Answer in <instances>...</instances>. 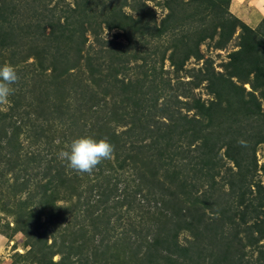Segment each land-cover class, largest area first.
<instances>
[{
  "label": "trees",
  "instance_id": "obj_1",
  "mask_svg": "<svg viewBox=\"0 0 264 264\" xmlns=\"http://www.w3.org/2000/svg\"><path fill=\"white\" fill-rule=\"evenodd\" d=\"M130 1L72 0L73 7H68L70 3L65 0H33V8L35 6L40 13L31 14L24 20L20 10L24 7V2L28 4L31 1L0 0V66H3L5 58L13 65L32 59L30 64L33 66L24 71L13 85L14 93L9 97L12 101L9 111H0V208L3 212L14 215L15 230L27 238V244L30 242L26 252H30L34 244L36 246L37 237L39 240H46L50 234L53 243L47 246L48 253H52L57 237H61L60 246L64 245L63 238H66L67 228L59 231L61 222L83 226L82 223L91 221V228L84 230V233L88 236L91 234L89 238L97 249L98 246L103 249L118 240L114 238L115 233H123V227L128 224L132 228L135 226V222H122L124 211L119 209L124 207L125 210V206L129 210L136 209L138 215L135 217L138 218L135 224L147 223L149 228L146 229V234L152 236L142 253L139 252L142 245L135 244V255L144 264H182L183 254L190 259L188 252H193L195 245L201 240L194 230L192 238L185 245H180L176 237L183 227L193 229L192 225L197 223L193 215L196 212L200 216L204 207H192L195 197L190 192H182L179 206L173 210L163 190L154 189L158 186L157 183L161 184L155 175L160 169L163 172L184 169L185 174L198 170L199 174L210 179L219 175L222 185H228L230 196L234 198L230 197L231 204L227 207L231 212L227 224H233V220L238 217L241 224L246 225L242 233L246 229L250 236L252 232L257 233L250 243L258 254L252 264H264V244H259L260 238L264 236V182L253 179L255 167H249L248 171L244 169L245 173L243 172L242 156H238L236 145L232 144L233 141L226 132L228 129L225 128L216 141L208 138L212 135L213 117L218 115V111H222L226 118H233L228 125H232L234 120L264 114V17L258 25L250 27L229 11L230 0H162L157 4L166 13L157 21L155 11L145 3L147 0H132L135 4ZM50 3L51 9L48 7ZM94 6H101L102 21L95 20ZM125 8H130L135 15L126 12ZM172 18H178L177 22L171 23ZM187 20L188 24L192 22L194 26L187 25L188 28H184ZM102 29H116L112 38H122L127 47H132L134 40L142 42L144 38L150 39L153 45L158 44L163 37L170 40V45L164 48L159 58L144 56L143 63L134 67L147 77L157 75L156 78L162 80L163 86L156 85L153 90H148V95L137 96L134 93L137 90V80L119 77L117 73L118 70H125V62H128L119 61L115 57L119 54L122 43L102 40ZM87 32L96 43L93 56L103 59L106 52L113 51L114 54L109 62L103 60L93 66L83 80L82 75L85 73L80 71L81 67L86 66L85 64L91 66L90 54L83 48ZM235 33L236 48L227 53L225 60L214 66L212 59H203L199 49L201 43L205 40L212 41V48L222 50ZM177 37L179 38L173 41ZM21 40L26 42V48H20ZM113 48L117 50H112ZM143 49L139 46L137 52L145 55L146 49ZM70 50L74 51L73 56ZM189 58L202 60V63L195 70L186 71L190 78L182 81L180 72ZM165 60L168 61L170 70L163 69ZM106 68L113 70L111 76L117 92L108 93L106 90ZM73 71L80 72L71 74ZM165 73L167 80L162 77ZM38 75H47L51 79L75 75L74 78L78 79L69 81L66 87L63 84L61 89L54 87L53 98H50L49 103L51 111L48 112L42 109V101L34 99L36 87L32 84L31 77ZM171 79L181 85L173 88ZM87 80L91 81L92 87L83 82ZM202 83L209 95L206 100L192 93V89ZM38 85L42 88V93L47 92L48 87ZM185 85H188L185 91L176 94ZM150 93L154 95H149ZM107 94H110L111 103L105 99ZM72 102L75 107L71 113ZM82 112H86L90 117L88 119L93 118L95 122L89 121L87 135L82 132L75 138H106L114 146L112 159L103 161L91 174H77L69 170L64 162L57 160L53 150L57 146L52 148L55 138L53 133L62 125L66 127L61 129L59 142L66 143L61 147L65 148L70 144L72 140L68 139V130L76 125L79 117L82 119ZM216 124L221 128L222 121H217ZM117 126L125 128L117 132ZM29 130L32 132L31 140L24 147L18 143V136ZM240 140L247 145V139ZM263 141L264 136L258 137L253 147ZM221 148L222 156L231 161L232 165H225L221 161ZM46 149L49 158L44 157ZM250 153L255 163L254 148ZM58 164L57 169L55 167ZM233 167L236 170L233 171ZM260 169L264 175V162ZM220 172H223L222 175ZM8 174L13 175L11 182L8 181ZM196 175L197 173L194 176ZM167 177H170L169 173ZM84 185L90 195H95V201L88 197L89 205L84 210L80 208L73 214L72 207L60 208L55 204L60 198L68 201L72 198L71 194L78 190L77 196L81 197L80 190ZM251 187L254 189V196L246 202L244 194ZM26 190L32 191V194L21 200L20 194ZM206 207L212 215L218 213L215 204ZM41 215L44 220L40 219ZM110 216L113 217L112 220ZM96 220L103 224L97 226L99 222ZM249 220L251 222L247 225ZM136 231L133 229L137 237ZM135 238L134 243L137 241ZM76 240L74 242L82 244ZM84 241L86 245V240ZM214 246L218 244L212 242L208 247L202 250L200 248L198 259L204 252V262L213 264L216 254ZM205 252H208L206 256ZM235 256L236 261L237 258L242 260L244 254L242 256L236 252ZM94 261L95 259H90L89 264H95Z\"/></svg>",
  "mask_w": 264,
  "mask_h": 264
},
{
  "label": "rangeland",
  "instance_id": "obj_2",
  "mask_svg": "<svg viewBox=\"0 0 264 264\" xmlns=\"http://www.w3.org/2000/svg\"><path fill=\"white\" fill-rule=\"evenodd\" d=\"M31 2L25 3L24 2V7L21 8L20 10V15L23 17L24 20L29 18L31 14L37 15L40 13V11L34 6L33 8V0H28ZM70 3L68 7H73L72 0H65ZM162 0H147L145 3L152 8V10L155 11L156 14V20L159 21V19L166 13V10L161 7L159 4ZM131 3L135 4L134 1H130ZM53 3V2H52ZM48 6L49 9H51V5ZM92 5V3H91ZM96 9V13L94 14L95 20L97 21H102V13L103 10H101V6H94ZM243 8L248 9V6L243 5ZM252 8V7H251ZM230 12L233 11L232 8H228ZM59 10V9H58ZM57 13H59V11ZM125 11L128 13H133L134 12L130 8H125ZM182 12V11H181ZM18 15V17L21 18V16ZM135 15V14H134ZM180 15V14H178ZM178 18H172L171 23L177 22ZM189 21H192L191 19ZM208 23L210 24L209 19H207ZM195 22V21H194ZM103 23V22H101ZM172 25V24H170ZM187 25L194 26V23H189L188 20L186 21V25L184 28H188ZM101 28H104L101 26ZM116 29L107 31L106 29H102L100 31V37L102 40H114L113 35L116 32ZM237 33L234 34L230 42L227 44L225 49L222 50H217L211 47L212 41L205 40L203 43L199 45V49L201 54L203 55V59H212L213 65L217 66L221 61L226 59V55L229 51L233 50L236 48V43H237ZM179 37L173 39V41H176ZM216 38V37H215ZM214 38V39H215ZM86 43L83 46L84 51H87L90 54V65L85 64L86 66H82L81 70L85 74L83 76H87L89 73V70L95 67V65L99 64L104 60V62H109L111 59H113V51H109L104 53V58H99L98 56H93V53L95 52L96 48V43H94L92 36L87 32L86 34ZM116 44L117 41H119L121 44V47L119 49V54L116 55L115 57L119 59V61H126L128 62L126 64L125 70H118V75L119 77H131L132 79L137 80V90H135V94L137 96L141 95H148V90H153L154 86L159 85L160 86L163 84L162 80L160 78H156V76L153 75H145V73H139L138 70L134 69V67L140 66L143 63L144 56H148L151 59L157 58L160 56L161 52L164 50L165 47L170 45V40H167V38L163 37L160 39L158 44L153 45L152 41L148 38H144L142 42H138L134 40L132 42V47L129 46L127 47L126 41L123 40L122 38L118 37L115 38ZM24 40H21L19 42L20 48H26L27 44L24 42ZM140 47H143L146 49L145 55L142 53H138L137 49ZM157 46V47H154ZM117 48H113L114 50ZM143 49V50H144ZM74 51L71 52V56H73ZM22 54V53H21ZM19 56V54L17 55ZM137 56L139 58H137ZM115 58V59H116ZM159 58V57H158ZM116 59V60H117ZM32 59L24 60L17 62L16 65L11 64V61L8 58H5L2 65L9 64L13 66L17 73L18 76H20L24 71L28 70L29 68H33L31 66L30 61ZM115 60V61H116ZM118 61V60H117ZM116 61V62H117ZM150 61V60H148ZM159 63V61H158ZM158 63L156 64V71H158ZM202 63V60L196 61L193 58H189L183 67V70L180 72L181 78L180 80L186 81L189 80L190 77H188V72L189 70H195L198 68ZM87 66H90L89 68ZM163 69L164 70H170V66L168 65V61L165 60L163 63ZM219 70V68L217 67ZM80 71H73L71 74H75ZM112 68L108 69L106 68L104 70V76L106 83L108 84L107 87V92L112 93V92H117V88L115 87L116 84H114L113 79H112ZM169 72V71H168ZM48 73V72H46ZM193 73V71H192ZM170 74V72H169ZM124 75V76H123ZM171 76V74H170ZM64 76L60 79H51L49 76L45 75H38V76H32L31 81L32 84L36 87V90L34 91V99L37 98L39 101H42L41 106L42 109L47 110L48 112L51 111V106H50V98H53L54 94V87H58L61 89V87H66L68 85L69 81H77L78 78H74L75 75H72V77L67 76L69 78H63ZM162 77L167 80V74H163ZM156 78V79H152ZM68 80V82L66 81ZM84 83L89 84L91 87L93 86L91 81H83ZM38 84H43L44 86L48 87V90L46 93H42V88ZM170 84L174 87H177L178 85H181L180 83L174 81V79H171ZM204 83L200 84L197 88L192 89V93L194 96H199L200 99H208L209 95L206 93V90L204 88ZM163 86V85H162ZM32 87V86H31ZM188 87V85L183 86L182 88L178 89L176 91V94L184 92L185 89ZM248 89V85L245 86ZM149 95H154L153 93H150ZM180 98V96H179ZM182 98V97H181ZM106 101L108 103L110 102V94L106 95ZM71 104V113L73 111V108L75 107L74 102L70 103ZM12 101L9 98V102L5 105H0V111L2 112H7L9 111L8 109L11 107ZM118 111V110H117ZM83 113V112H82ZM70 114V113H69ZM90 118L88 114L83 113L82 119L79 117V120L76 122V125L71 126L69 128V140L75 139V136L77 137L79 134H88L86 133V130L88 129L87 127L90 125L89 121H94L92 118L91 120L88 119ZM214 120V126H211V132L212 135L210 137L208 136L211 141H216L217 139L220 138V134L222 131L226 128L228 129L227 134L229 133L230 139L233 141V145H236V152L239 157L242 156L241 158V166L242 170L245 173V170L248 171L249 167H255L252 172L253 179H260L261 183L264 182V175L261 173V165L264 162L263 159V152H264V141L259 142L254 145V141L260 137L264 136V114L262 115H256L254 118H242L239 120H234L232 125H228V123L233 120L231 117H225L223 112L218 111V115L213 117ZM222 121L221 128L219 127L216 122ZM87 123V124H86ZM65 125H62L60 128L57 127L56 131L53 133L55 138L52 142V148L53 146L55 147L53 150L55 151L54 154L56 153L57 160L58 159V153L61 149L64 147H61L65 145V143H60V135H62L61 129L65 128ZM116 131L119 132L125 127L122 126H117L115 127ZM218 130H221L220 132ZM219 133V134H218ZM31 135L32 132L25 131L21 132L18 136V143L26 147L30 140H31ZM249 137V138H248ZM240 138H245L247 139V145L241 143ZM241 143V144H240ZM254 148V159L255 163L253 162L252 156H251V149ZM47 149L45 152H43L44 157L49 158V155L46 153ZM223 149L221 148L219 150V153L222 157V162H225V165H232V162L229 160H225V157L222 156ZM59 168V164L55 167ZM245 169V170H244ZM253 169V168H252ZM236 170V167H233V171ZM196 172H191L189 174H185L184 169H179V170H174V169H169L167 172H163L161 169L159 170L158 174L155 176L157 177V181H160L161 184H158L156 188V191L158 190H163L165 193V198L168 199V203L170 208L177 209L179 206V201L182 192H190L193 194L195 199L192 200V207H204V212L200 214V216L195 214L193 215L195 218L196 225H192L193 229L188 230V228L183 227L182 229L179 230V233L176 237L177 242L180 245H185L188 240H190L192 237V231L194 230L197 231V235L200 238L201 242L198 241V245H195L193 252L189 253L188 255L191 256L190 259L188 257L184 256L183 254V262L182 264H207L204 262L202 256L204 252L200 255V258L198 259L197 253L198 251L201 252L203 248L208 247L212 242H216L218 246H214L216 248V254H215V262L213 264H252L253 261L256 260L258 254L257 250H255V247L250 245V243L253 242V236H255L257 233L252 232V235L250 236L248 234L247 229L245 230L244 233H242L243 228L246 227V225L241 224V220L236 217L235 220H233V224H227L228 219L230 218L231 212L227 210V207H230L231 202L230 200V193L231 190L228 189V185L224 184L222 185L221 179L219 175L215 176L213 179L206 178V176L203 174H199L198 170H195ZM223 171V168L221 169ZM54 173V172H53ZM169 173L170 177H167V174ZM197 173L196 176H194ZM223 172H220V175H222ZM193 174V175H192ZM13 175L8 174L7 178L8 181L11 182ZM147 177L149 178V175L147 174ZM167 177V178H166ZM246 177H249L246 175ZM182 178H185L182 180ZM213 180V181H211ZM42 182V181H40ZM237 183V182H236ZM88 185V184H87ZM213 185V187H212ZM153 186V184H151ZM81 197L77 196V193H79V190L76 191V193L71 194L72 198L69 199L68 201L63 200V199H58L56 201V205H59L60 208H65V207H72L73 209V214L76 210H84V207H87L88 204V197L91 198V201H95V195L92 196V193L87 191V188L85 185L81 188ZM32 194V191H25L24 193L20 194L21 200L24 198H27L29 195ZM86 195V196H83ZM254 196V189L251 187V190H247L246 193L244 194V198L247 201L251 200ZM196 197H200L197 198ZM234 198V197H231ZM191 200V199H190ZM229 202V203H228ZM86 203V204H85ZM215 204L216 209L218 211L217 214L212 215L213 213L210 212L208 209V205ZM78 206V209H77ZM95 209V208H94ZM123 208L119 209V211H124V214H122V222L124 223H129V222H135L136 223V218L135 215H138V211L136 209L134 210H129L125 206V210ZM60 210H58L59 212ZM59 216V215H58ZM109 216V215H108ZM192 216V217H193ZM110 220L113 219L112 216L109 217ZM145 218V217H144ZM152 218V217H151ZM165 218V217H163ZM14 215L8 214L3 212V210L0 208V264H51V263H57L60 264V262H65V264H89L90 259L94 260L95 264H144L137 255H135V244L140 243L141 250L139 251L142 253L145 249L146 244L148 243L150 237L152 236L151 234L147 235L146 234V229L149 228L148 224L146 223L145 225H138L134 223V227L130 226L129 224L123 227V233L121 234H116L115 233V239L117 241H113L110 243L107 247H104L103 249L101 246H98L99 248L97 249L95 247V243L93 242L91 237V234L89 236L87 233H84V230L90 229L91 228V221H86L85 223H82L83 226L78 225L77 223H69V222H61V226H59V231L61 228H67V231L65 232L66 238L63 240L64 245L63 247L60 246L61 243V237L56 238V244L55 246L52 247L51 251L52 253H48L49 247L53 243V238L49 234L48 237H46V240H39L37 237L35 241H37V244L40 243V245L35 246L32 248V252H26L29 249L30 242L27 244V238L19 231L15 230V222H14ZM41 220H44V216L41 215L40 217ZM79 219V217H78ZM234 219V218H233ZM82 221V220H81ZM99 222L97 226L103 224L102 221L96 220ZM151 221V220H150ZM84 222V221H82ZM215 222V223H214ZM251 221L249 220L247 222V225H249ZM240 224V225H239ZM186 225V224H184ZM229 225V226H228ZM169 230L170 224L168 225ZM238 227L237 229L235 228ZM191 227V226H190ZM155 228V226H154ZM130 229V230H127ZM133 229L137 230V237L133 233ZM156 229V228H155ZM116 230H119L117 228ZM127 230V231H125ZM224 234H222V232ZM119 232V231H118ZM50 233V232H49ZM145 234V235H143ZM220 234H222L220 236ZM136 237V238H135ZM113 239V235L111 237ZM134 238L137 240L134 243ZM198 238V239H199ZM77 239L76 241H81L82 244H79L77 242H74V240ZM84 239L86 240V245L83 243L85 242ZM114 239V240H115ZM261 240L259 241V244H264V236L260 238ZM132 240V243H131ZM111 241V240H109ZM97 242V239L95 240ZM227 243V244H225ZM106 245V243H105ZM201 248V250H200ZM46 249L47 252H46ZM61 250V251H60ZM238 253L243 256L242 260L237 261L235 259V253ZM50 254V255H49ZM208 254V252H205V256ZM108 257V258H106ZM88 259V261H87ZM193 260H196L195 263H193ZM87 261V262H86ZM113 261V262H112Z\"/></svg>",
  "mask_w": 264,
  "mask_h": 264
},
{
  "label": "clouds",
  "instance_id": "obj_3",
  "mask_svg": "<svg viewBox=\"0 0 264 264\" xmlns=\"http://www.w3.org/2000/svg\"><path fill=\"white\" fill-rule=\"evenodd\" d=\"M18 80L19 76L13 66L9 64L0 66V105L9 102V97L14 93L13 85ZM113 154L114 146L106 138L97 140L83 136L73 139L61 149L58 159L77 174H91L103 161L112 159Z\"/></svg>",
  "mask_w": 264,
  "mask_h": 264
},
{
  "label": "crops",
  "instance_id": "obj_4",
  "mask_svg": "<svg viewBox=\"0 0 264 264\" xmlns=\"http://www.w3.org/2000/svg\"><path fill=\"white\" fill-rule=\"evenodd\" d=\"M243 5L248 6V9L243 8ZM229 7H233L232 14L250 27L258 25L264 17V0H230Z\"/></svg>",
  "mask_w": 264,
  "mask_h": 264
}]
</instances>
